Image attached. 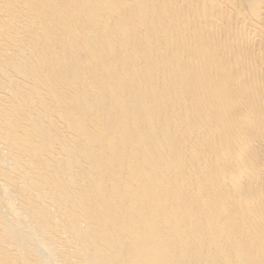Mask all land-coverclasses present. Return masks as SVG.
<instances>
[{
	"label": "bare ground",
	"instance_id": "6f19581e",
	"mask_svg": "<svg viewBox=\"0 0 264 264\" xmlns=\"http://www.w3.org/2000/svg\"><path fill=\"white\" fill-rule=\"evenodd\" d=\"M0 264H264V0H0Z\"/></svg>",
	"mask_w": 264,
	"mask_h": 264
}]
</instances>
